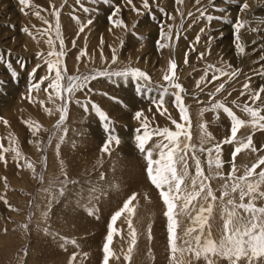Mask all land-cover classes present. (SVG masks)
Instances as JSON below:
<instances>
[{"label": "rangeland", "instance_id": "374dc122", "mask_svg": "<svg viewBox=\"0 0 264 264\" xmlns=\"http://www.w3.org/2000/svg\"><path fill=\"white\" fill-rule=\"evenodd\" d=\"M133 2L137 7L142 5V0ZM149 2L151 11L137 15L130 6L125 5L124 0H113L111 5L92 4L90 0H82L84 6L90 8L89 13H84L76 0H67L66 3L65 0H31L32 7L25 9V14L21 12L22 6L18 0H0V54L11 50L10 55H6L4 61L0 62V143L7 147L10 135L16 139L22 156L35 165L38 173L43 172L45 181L41 185L31 170L26 167L18 168L11 153L6 154L7 165L0 162V195L5 196L8 201L7 205L0 201V264H69L73 253L77 254L74 264H102L103 245L111 217L133 194L136 196L132 203L135 214L129 216L125 213L114 225L118 231L114 234L111 248L119 259L110 260V264H170L167 219L163 214L165 205L147 176L145 154L136 146L134 130L140 124L133 118L134 113L144 109L152 127H169L175 130L168 118L170 114L172 119L180 121L179 112L173 103L172 93L175 90L169 89V93L165 95V107L168 109L165 115L156 112L151 103L161 95L160 86L166 83L162 77L167 72L169 60H175L178 65V82L185 89L182 95L189 110L192 143L200 144V125L204 122H207V131L215 138L205 147H211L230 135V120L222 110L218 113L205 111L201 115V110L210 107L215 100L225 101L240 118L250 119L242 111L247 96H241L240 92L245 82H250L253 89L264 85V75L258 74L264 65V0H246L249 8L245 13L239 11L245 0H229L228 3L225 0H215L216 7H223L227 12L220 13L209 8L211 14L226 15L230 22L214 20L210 25L204 19H196L199 16L197 7L200 6L194 0H184L183 5H176L175 0H156V4L152 0ZM116 4L121 6L120 15L128 25V30L114 28L109 22L108 17ZM157 4L165 9L164 14L158 10ZM52 5L60 11L64 51L67 53L63 62L69 74L132 66L141 68L152 77V86L141 92H137V82L130 78L101 77L90 83L92 92L85 90L76 94V98L82 101L90 98L108 114L112 122V134L121 141L118 146L112 145L110 154L101 151L108 137L105 122L99 119L90 106L86 112L73 101L68 107L67 119L58 131L55 128L59 119L56 107L60 101L54 105L43 90L31 93L32 100L29 99L28 89L33 81L28 74L37 64L43 65V59L47 58L49 51L46 43L48 37L40 34L48 26L34 13L39 11L41 16L54 24ZM201 6H207V0H202ZM177 8L183 16L175 11ZM189 12L193 16L189 17ZM168 14L174 19L169 20ZM238 14L242 19L253 21L250 27L261 29L259 32H252L248 28L241 30V41L246 47L244 55H238L235 50L233 23ZM88 19H92L93 23L87 25L84 32H79L81 25L87 24ZM162 22L171 25L173 33H179L180 38L170 42V47L158 49L157 40ZM133 24H136L134 29ZM24 27L29 28L32 36L22 31ZM201 28L205 29L204 33H200ZM197 34L201 36L199 43L195 40ZM141 36L143 39L139 38ZM209 37H212L210 43ZM73 41L75 47L72 45ZM193 46L195 51L192 50ZM56 47L59 50L58 41ZM113 48L119 57L116 65L111 64ZM82 50H86L87 55L77 61ZM185 52H188L187 64L184 63ZM200 53H204L203 59L200 58ZM17 60L22 61L25 67L21 68L16 63ZM9 61L13 64L12 68L7 66ZM209 64L224 67L227 71L241 69V75L226 84L225 90L213 98L208 93L214 92L215 87L227 77L208 84L201 92L196 87V81L204 75V69ZM228 64L232 69L227 67ZM13 72L16 73L15 77ZM46 74V65H43L36 77L38 79ZM212 75L210 71L209 80ZM46 84L47 82L42 88ZM38 100L45 102L44 107L33 102ZM233 100L240 107L233 105ZM45 107L52 109L53 114L49 115L44 110ZM149 108H152L151 112L147 111ZM4 120L8 121L7 125ZM29 120L41 125V130L35 137L26 126L25 122ZM63 129H67V132L60 147V156L57 157L54 147L58 142L57 138L64 135ZM253 131L255 130L249 127L242 128L238 137L246 138ZM53 132V145L47 150V167L44 168V153L37 149L35 141H41L43 146ZM155 139L146 147H151ZM253 144L260 149L258 153L245 150L236 157L238 175H242L258 156L264 155V132L255 131ZM233 147L224 145L222 148L225 175L231 170ZM201 160L207 174L206 155L201 154ZM61 162L63 171L77 183L68 186L64 197L57 194V202L49 205L50 196L43 189L57 178L63 179ZM189 165L190 173L194 175L195 167L191 159ZM5 177L7 188L4 186ZM210 183L219 197L220 186L224 182L214 179ZM93 187L98 189V195L99 190H102L103 195H99V199L90 200L89 192ZM256 203L264 206V201L258 200ZM8 205L18 210H11ZM49 207L51 211L45 218L43 213ZM91 211L95 214L90 215ZM129 219L136 230V244L130 254V261H125L124 256L128 254L127 249L131 243ZM180 219L177 232L182 235L189 221L183 217ZM210 224L213 236L218 238L222 228L218 208ZM24 225L28 226L27 230ZM65 238L75 240L76 244L65 243ZM199 264H204V261L201 260ZM219 264L226 262L220 261Z\"/></svg>", "mask_w": 264, "mask_h": 264}, {"label": "snow or ice", "instance_id": "6c2138e0", "mask_svg": "<svg viewBox=\"0 0 264 264\" xmlns=\"http://www.w3.org/2000/svg\"><path fill=\"white\" fill-rule=\"evenodd\" d=\"M67 0H65V3ZM197 6V12L199 16L197 20L204 19L209 25L212 21H224L230 22L226 15H213L209 11L211 8L213 11L220 13H226L227 10L223 7H216L215 0H207V6H201L202 0H194ZM229 0H225L228 3ZM18 3L22 6L21 12H25V9L32 7L31 0H18ZM92 4L104 3L111 5L113 0H90ZM125 5L130 6L131 10L137 15H143L145 11L150 12L149 0H142L141 7H137L133 0H124ZM153 4H156V0H152ZM76 4L80 6L84 13H89L90 8L84 6L82 0H76ZM176 5H183L184 0H175ZM52 12L54 24L45 17L41 16L39 11H36L34 15L43 21L48 27L45 28L40 34L41 36H47L46 43L49 46L47 58L43 59V65H46L47 74L37 79L36 73L43 66L37 64L31 72L28 74L32 83L29 85V99L32 100L31 93L40 92L43 90L47 94V99L54 105L57 101H60L59 106L56 107V111L59 112V119L55 125L56 130H61L67 119L68 107L74 101L77 105L81 106L84 111L89 110V106L99 117L101 121H104L105 131L108 133V137L105 140L101 151L110 154L113 144L119 145L121 143L120 138L112 134L110 127L111 120L108 114L101 109L94 101L88 98L86 101H82L76 98L78 92H92L93 89L89 87L90 83L98 78L106 77L111 79L112 77H120L125 80L131 79L137 82L136 90L141 92L145 88H150L153 84L152 77L139 67L126 66L119 69H93L88 73L69 74L66 64L63 62L67 53L64 51L65 42L62 36V29L60 23V11L55 9ZM158 10L164 14L165 9L156 5ZM249 8V4L246 2L240 5V13H245ZM142 9L144 11H142ZM120 4H116L108 17L109 22L114 28H123L128 30V25L124 22L121 14ZM175 11L179 12L181 16L183 13L177 8ZM188 16H193L192 12L188 13ZM154 18V17H153ZM74 19H79L74 17ZM168 19L172 20L174 17L168 14ZM93 23L92 19L87 20V24H82L79 28V32H84L87 25ZM253 23L250 19H242L238 14L235 22L233 23L235 50L238 55L246 54V47L241 41V30L248 28L252 32H259L260 28L250 27ZM15 27V25H12ZM136 24L132 25L134 29ZM23 32L32 36V32L28 27L22 29ZM112 31V29H109ZM205 29L201 28L200 33H204ZM54 33V38H53ZM34 38V37H33ZM143 39V37H139ZM179 33H173L172 26L169 24L161 23L159 39L157 40L158 49H164L170 47V42L174 39L179 40ZM201 39L200 34H197L195 40L199 43ZM212 37H209V43ZM57 41L59 42V50H57ZM103 43V41H101ZM255 43V42H253ZM75 47V41L72 42ZM195 51V47H192ZM11 50L7 53L0 54V62L4 61L6 55H10ZM42 55V54H41ZM87 55L86 50H82L80 55L77 56V61L82 56ZM188 52H185L184 63H188ZM200 58H204V53H200ZM118 54L115 48L112 49L111 64L116 65L118 62ZM264 59V57H262ZM21 68L25 65L22 61L17 60ZM9 68L13 67L11 61L8 62ZM177 63L175 60H169L167 72L163 75L162 79L166 82L161 85V95L157 99H153L151 103L154 105L156 112L160 115L168 113L167 107H165L166 100L165 95L169 93V89H174L172 93L174 96V106L179 112L180 121L172 119L168 114V118L171 124L175 126V130L169 127H152V123L145 110L140 109L134 113V119L139 122L140 126L135 131L134 139L136 146L141 153L145 154L146 158V173L150 182L155 186L159 192V196L165 205L164 216L167 219V232H168V249L170 264H199L201 260L204 264H219L220 261H225L226 264H264V206H258L257 201H264V155L258 156L256 161L247 167L242 175H238L239 169L236 167L235 160L238 154L245 150H250L252 153H258L260 149L253 144V136L255 131L264 132V85H260L253 89L250 82H245L240 92L241 96H247V100L242 106V111L250 119L240 118L232 109L227 106L225 101L215 100L211 102L210 107L203 108L201 115L205 111H213L218 113L222 110L224 114L230 120V135L226 136L222 141L216 142L211 147H205L210 141L215 138L207 131V122L201 123V137L200 144L196 145L192 143V136L190 132V116L189 110L184 102L182 93L185 92L184 87L178 82L177 76ZM229 69H232L230 64L227 65ZM213 75L211 79H208L209 72ZM259 75H264V65L261 66ZM241 75V69L235 68L231 71H227L224 67H217L216 65L209 64L204 69V75L196 81V87L201 92L208 84L214 81L220 80L222 77L227 79L215 87L214 92H209L210 98H213L216 94L222 93L226 84L236 79ZM16 73L13 72V77ZM250 80V78H249ZM46 86L42 88L43 85ZM101 95L107 96V93H101ZM231 95V92L228 93ZM112 99H116L112 97ZM39 103L44 107V101H33ZM199 102V101H198ZM259 102V103H258ZM233 105L240 107L236 104V101L231 102ZM44 110L52 115V109L47 107ZM152 111V108L147 110ZM154 118V117H153ZM219 118V116H217ZM26 126L32 135L35 137L41 130V125L31 120L26 121ZM4 124L7 125L8 121L4 120ZM245 127H249L255 131L249 134L246 138L238 137V132ZM64 135H60L55 144L54 152L57 157L60 156V147L64 142L67 129H63ZM53 136L55 132L49 136L46 144L41 146V141L36 140L35 144L37 149L44 153L42 159V165L47 167V150L53 145ZM155 142L151 147H146L149 142ZM33 143V141H29ZM224 145H233V151L231 153L232 160L230 162L231 170L225 175L223 172L225 161L222 159V148ZM12 154V160L16 163L18 168L26 167L31 170L34 178H37L41 185L44 184L43 172L38 173L35 165L27 158L22 156L18 142L11 135L8 137V146L0 143V162L7 165L6 154ZM201 154L206 155L207 174H205L204 167L202 166ZM189 159L194 164L195 174L190 173ZM259 169V171H258ZM61 174L63 179L52 181L47 188L43 191L47 192L50 196L48 201L49 205L53 202H57V194L60 197H64L68 191L70 184L77 183L71 180L67 173L63 171V164L61 162ZM103 179V176L101 177ZM219 179L224 183L220 186V195H216V192L211 186V181ZM5 180V188L7 185V178ZM93 187L90 189L89 197L92 199H99V195H103L102 190ZM238 194V197L237 195ZM136 196L133 194L123 204L122 208L116 211L111 217V223L106 236V242L103 245V261L102 264H110V260L119 259V256L111 248L113 243L114 234L117 233V229L114 227L117 220L125 213L132 216L135 214V208L132 206ZM247 200V202H245ZM0 201H3L6 205L8 201L5 196L0 195ZM31 204V202H30ZM11 210V205H8ZM219 209L220 220L222 221V228L219 237H214L211 230L210 220L214 218L215 210ZM51 211L49 207L48 211L43 213L45 218L48 217V213ZM90 215H94L95 212L91 211ZM181 217L187 218L189 225L184 229L183 234L179 235L177 229L181 224ZM128 226L131 236V243L127 249V255L124 256L125 261H130V254L136 244V230L132 227L131 219L128 220ZM26 230L27 225L23 226ZM47 231V229H44ZM150 238V233H149ZM65 243L76 244L75 240H68L65 238ZM76 253H73L69 264H74L76 260ZM86 255V254H85Z\"/></svg>", "mask_w": 264, "mask_h": 264}]
</instances>
